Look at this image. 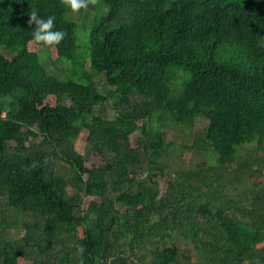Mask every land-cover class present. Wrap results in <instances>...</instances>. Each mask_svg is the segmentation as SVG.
<instances>
[{"label":"trees","instance_id":"1","mask_svg":"<svg viewBox=\"0 0 264 264\" xmlns=\"http://www.w3.org/2000/svg\"><path fill=\"white\" fill-rule=\"evenodd\" d=\"M33 9L59 45L32 40ZM72 12L0 0V264H264V157L237 158L264 150V0H90L83 45ZM197 116L179 158L213 160L172 171L164 126Z\"/></svg>","mask_w":264,"mask_h":264},{"label":"rangeland","instance_id":"2","mask_svg":"<svg viewBox=\"0 0 264 264\" xmlns=\"http://www.w3.org/2000/svg\"><path fill=\"white\" fill-rule=\"evenodd\" d=\"M97 1H100V0H94V2L96 3ZM101 11H102V5H99V8L96 11L94 10L91 13L92 14L91 17H93L94 15L100 16L102 14ZM81 17L82 16L76 12H72L70 14V18H72L74 21L79 22V23L75 22L76 23V35L78 37V43L83 45V43L87 41V39L84 36H82L84 33V29H88V28L90 29L92 25H94V22H90L91 18L88 19L89 21L88 23L80 22ZM41 56H42L41 58L42 64L45 66L48 73L55 72V74L62 76L59 70H57V68L51 64L53 58L52 56H50V54L46 52L45 47L41 48ZM96 81L97 83L102 85L104 81L103 76L102 75L97 76ZM8 101L9 100L7 99L6 102ZM207 124H208V121L204 117L197 116L194 119V125L192 128H183L176 124H167V126H164V132H166L167 134L166 141L168 143L170 142L171 144L174 143V146L170 147V149L168 150V155H166V161L168 165L170 166V170L175 171V172H181V169H191L196 164L203 162V161L207 163L212 162L213 157H214V155L212 154L206 155L203 152L185 151L182 153V158L180 159L179 158L180 153H178L181 150L180 146L182 144L184 145V143H186L187 145H191L192 138L195 135L204 134ZM138 138H140V132L138 131L134 132L130 137L132 142H135ZM74 147H75V150L84 157L86 167L91 168L93 166H98L102 163L101 159L96 153H89L86 150V133L85 132H81L78 135V137L75 139ZM247 150H252V153H257L260 157H264V150L257 151L255 147L248 145L246 146L245 149H241L238 152L237 158H240L241 154L247 155ZM65 168L66 167L63 166L61 170H64ZM164 179L161 180V183H160L161 189H165L166 187V177ZM252 182L253 183L261 182L264 184V169L260 175L256 176L253 179ZM90 201H98V198L88 197L85 199L86 203H89ZM9 216H10V219L12 220L14 219L18 220L22 218V216L19 213H16L13 211L9 212ZM9 234L12 239H17L19 237V233L15 231L14 229L10 230ZM190 253L192 254V250L190 251ZM24 264H29V262H25Z\"/></svg>","mask_w":264,"mask_h":264},{"label":"clouds","instance_id":"3","mask_svg":"<svg viewBox=\"0 0 264 264\" xmlns=\"http://www.w3.org/2000/svg\"><path fill=\"white\" fill-rule=\"evenodd\" d=\"M90 0H67V6L73 12H80L82 9H88ZM28 23L34 24L32 40L44 46L59 45L65 38L66 32L63 28L56 26L54 15L43 16L38 9L30 12Z\"/></svg>","mask_w":264,"mask_h":264}]
</instances>
